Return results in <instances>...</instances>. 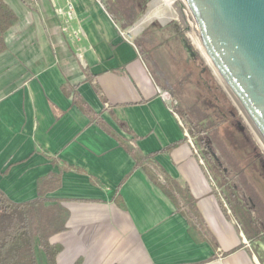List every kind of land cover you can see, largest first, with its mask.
<instances>
[{
    "label": "crops",
    "instance_id": "0c3cea01",
    "mask_svg": "<svg viewBox=\"0 0 264 264\" xmlns=\"http://www.w3.org/2000/svg\"><path fill=\"white\" fill-rule=\"evenodd\" d=\"M2 1L17 21L0 53V192L25 203L60 177L45 195L68 214L56 264H264V168L240 195L220 163L245 207L233 211L107 1L71 0V19L66 0ZM164 183L194 210L177 211Z\"/></svg>",
    "mask_w": 264,
    "mask_h": 264
},
{
    "label": "rangeland",
    "instance_id": "374dc122",
    "mask_svg": "<svg viewBox=\"0 0 264 264\" xmlns=\"http://www.w3.org/2000/svg\"><path fill=\"white\" fill-rule=\"evenodd\" d=\"M102 1L104 3L107 1L109 11L114 12L110 7L111 1ZM160 3V0H139L138 5L142 6V13L134 26L126 31L140 54L147 57L145 62L149 63L153 77L158 80L161 87L167 89L162 91L170 94L179 104L177 115L193 143L196 154L204 161L205 170L223 201L231 206L233 211L238 205L245 209L236 197L234 186L225 181L226 176L220 163L230 173L229 179L232 184L240 186L239 194L241 195L242 190L250 194L252 188L258 187L256 183L254 184L258 176L256 172L260 175L263 173L264 148L173 10L167 11L162 6L164 14H161L160 19L152 18L132 33L148 14L150 7ZM122 4L121 7H124L125 4ZM172 23L177 24V29L181 30L188 45L196 54L195 63L187 62V54L183 48L180 49L178 39L173 36L171 28L164 33L158 32ZM151 25H154L157 31L153 27L149 35L143 36L144 31ZM201 139L208 144L213 157L208 158L199 148ZM234 173L239 174L237 180ZM243 184H248L251 189L248 187V190L244 189Z\"/></svg>",
    "mask_w": 264,
    "mask_h": 264
},
{
    "label": "water",
    "instance_id": "95a60500",
    "mask_svg": "<svg viewBox=\"0 0 264 264\" xmlns=\"http://www.w3.org/2000/svg\"><path fill=\"white\" fill-rule=\"evenodd\" d=\"M264 145V0H167Z\"/></svg>",
    "mask_w": 264,
    "mask_h": 264
},
{
    "label": "trees",
    "instance_id": "16d2710c",
    "mask_svg": "<svg viewBox=\"0 0 264 264\" xmlns=\"http://www.w3.org/2000/svg\"><path fill=\"white\" fill-rule=\"evenodd\" d=\"M114 10L109 11V15L120 23V28L127 30L132 27L142 13V6L138 5L139 0H109ZM125 4L124 7H121ZM143 4H146L143 2ZM14 13L0 0V53L5 51L4 34L16 23ZM154 25L144 31L143 36L150 33ZM177 24L172 23L159 33L172 29L174 37L178 40L180 49L186 52V60L195 63L197 56L188 45L181 30L177 29ZM154 30L157 31V28ZM153 30V31H154ZM152 31V30H151ZM206 85L205 81L203 82ZM179 106V104H178ZM178 108V107H177ZM204 155L208 158L213 157L207 143L200 140ZM134 156L132 151L129 152ZM151 157V156H148ZM147 157V158H148ZM147 158L136 160L138 162ZM72 169L66 167V170ZM77 172L80 170L75 169ZM60 185V177L54 174L41 178L37 181V196L34 200L25 203L11 202L3 193L0 192V264H38L36 249H39L44 257L46 264H56V257L61 251L57 244H51L50 239L65 231L67 222V211L59 202H50L45 198L46 193L57 189ZM161 190L167 195L176 206L178 211L180 201L193 211V202L188 199V192L181 191L176 184L164 183L160 186Z\"/></svg>",
    "mask_w": 264,
    "mask_h": 264
},
{
    "label": "built area",
    "instance_id": "2783aa9c",
    "mask_svg": "<svg viewBox=\"0 0 264 264\" xmlns=\"http://www.w3.org/2000/svg\"><path fill=\"white\" fill-rule=\"evenodd\" d=\"M20 1H22L23 3H25L27 5L33 4L35 2V0H20ZM65 7H66V11L64 12V15H66V17L68 19H71L72 16H73V5H72V1L71 0H66ZM56 12L59 15H63L62 10H56ZM158 94H159L160 98L162 99V101L169 108V111L179 120V117H178L177 111H176L177 110V107H178V103L175 100H173L172 97L170 96V94H168L167 92L158 90ZM184 136L187 138L188 144L191 147V149L193 151V154L198 157V155L196 154V151L194 149L193 143H192L191 139L189 138V136L187 135L186 132H184ZM199 161L201 162L200 158H199Z\"/></svg>",
    "mask_w": 264,
    "mask_h": 264
},
{
    "label": "bare ground",
    "instance_id": "6f19581e",
    "mask_svg": "<svg viewBox=\"0 0 264 264\" xmlns=\"http://www.w3.org/2000/svg\"><path fill=\"white\" fill-rule=\"evenodd\" d=\"M161 1V3L158 5V4H156L157 6H152V7H150V10H149V12H148V14L145 16V18L142 20V23H145V22H147V21H149V20H151L152 18H157V19H160V17H161V14H164V10H161V7L162 6H164V8H165V10H167V11H170V10H173L172 8H171V6L169 5V3L167 2V0H160ZM174 11V10H173ZM175 13V12H174ZM176 14V13H175ZM165 17V16H164ZM167 17V16H166ZM165 17V18H166ZM178 17V16H177ZM178 19V18H177ZM193 42H194V40H193ZM195 43V42H194ZM196 44V43H195ZM197 46V45H196ZM197 48H198V46H197ZM208 62V61H207ZM210 65V64H209ZM212 68V67H211ZM214 71V70H213ZM215 73V72H214ZM215 75L217 76V74L215 73ZM217 78L219 79V77L217 76ZM219 81H220V83H221V85H222V87H224L225 88V86L223 85V83L221 82V80L219 79ZM226 89V88H225ZM226 91H227V89H226ZM228 92V91H227ZM229 93V92H228ZM230 95V94H229ZM230 97H231V95H230ZM232 98V97H231ZM232 100H233V98H232ZM233 102L235 103V101L233 100ZM236 104V103H235ZM243 115V114H242ZM244 116V115H243ZM245 117V116H244ZM246 119V118H245ZM247 120V119H246ZM248 122V121H247ZM249 123V122H248ZM250 125V124H249ZM250 127H251V125H250ZM251 129H252V131H253V133H254V135L256 136V138L258 139V141L260 142V144L262 145V147L264 148V145H263V143L261 142V140L259 139V137L257 136V134L255 133V131L253 130V128L251 127Z\"/></svg>",
    "mask_w": 264,
    "mask_h": 264
}]
</instances>
